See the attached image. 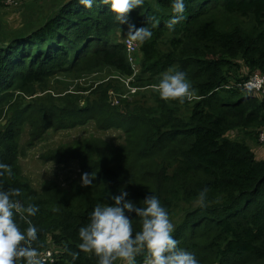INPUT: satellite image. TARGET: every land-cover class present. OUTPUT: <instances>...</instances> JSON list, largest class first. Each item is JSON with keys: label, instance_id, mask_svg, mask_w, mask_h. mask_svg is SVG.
Listing matches in <instances>:
<instances>
[{"label": "trees", "instance_id": "obj_1", "mask_svg": "<svg viewBox=\"0 0 264 264\" xmlns=\"http://www.w3.org/2000/svg\"><path fill=\"white\" fill-rule=\"evenodd\" d=\"M3 1L0 163L9 166L10 175L0 176V187L19 188L16 199L38 206L30 217L38 229L31 247L38 254L53 252V261L41 264H97L96 256L79 251L78 230L94 207L111 203L110 196L121 190L137 206H143L145 196L155 195L169 213L178 247L193 253L199 264H264V154L258 140L264 95L232 84L253 71L264 74V0H185V19L174 30L166 27L171 0H145L124 24L100 0L91 8L78 0H49L43 11L38 9L43 4L29 0L25 12L20 0V18L13 25L3 18ZM130 25L149 27L153 33L139 42V53H128L124 38H115L119 30L131 37ZM163 40L166 49L160 47ZM175 71L185 73L191 85V98L183 103L162 100L148 87ZM109 75L124 81L136 77L129 88L145 87L152 105L122 98L110 105L109 91L123 89L118 81L101 84ZM87 77H92L90 84L79 83ZM78 85L98 87L84 105L76 93L87 89ZM90 121L124 131L126 142L74 139L63 145L64 152L45 158L62 162L68 155L76 157L80 176L91 173L92 185L74 181L67 191L46 181L41 191L30 187L17 160L23 131L27 128L32 146L51 129ZM231 131L242 132L254 147L228 137ZM170 144L178 145L175 157L166 156ZM149 161L157 162L148 167ZM204 188L207 202L201 207ZM131 218L139 231V218ZM15 220L22 231L27 228L19 216ZM72 253H78L74 262ZM144 260L142 253L136 264Z\"/></svg>", "mask_w": 264, "mask_h": 264}, {"label": "clouds", "instance_id": "obj_2", "mask_svg": "<svg viewBox=\"0 0 264 264\" xmlns=\"http://www.w3.org/2000/svg\"><path fill=\"white\" fill-rule=\"evenodd\" d=\"M78 2L85 8H91L97 0ZM100 2L108 6L116 21L124 24L129 12L141 8L145 0ZM184 12L185 0H171V17L166 27L174 30L175 26L185 19ZM128 34L131 35L128 38L140 43L150 40L153 35L149 27L134 28L132 25L129 26ZM123 38L125 42L127 38ZM136 52L139 53L138 44ZM241 82L235 81L232 84L243 89L238 86ZM156 89L160 99L165 101L176 100L183 103L192 95L191 85L185 73L180 71L163 74ZM5 174L10 175V168L7 164L0 163V176ZM93 180L91 173H84L80 178L81 186L89 187ZM207 191V188H204L199 193L198 204L201 207L206 206ZM20 195L19 188L0 187V264H17L20 259L24 264H41L37 250L31 247L37 240L38 229L30 217L35 216L39 208L34 204L23 205L16 199ZM127 196L128 193L121 190L118 195L110 196L111 203L94 207L89 214L88 223L78 230L80 252L96 256L97 264H116L117 261L119 264H136V257L142 253L145 255L144 264H199L193 253L178 247V241L172 235L174 225L169 213L155 195L151 193L145 196L142 200L143 206H137L127 199ZM132 214L139 218V231L133 228ZM16 216L28 225L25 230L22 231L18 226ZM71 255L74 262L78 253Z\"/></svg>", "mask_w": 264, "mask_h": 264}, {"label": "rangeland", "instance_id": "obj_3", "mask_svg": "<svg viewBox=\"0 0 264 264\" xmlns=\"http://www.w3.org/2000/svg\"><path fill=\"white\" fill-rule=\"evenodd\" d=\"M20 0H12L7 1L4 0L3 4L6 6L5 13L3 15V18L6 19L7 25H13V20L15 18H20ZM29 0H23L25 2V5L23 7V10L21 12H25L28 7H26V4H28ZM46 3V4H45ZM45 3L41 2L40 0H37L33 4L41 5L38 6L39 10H45L47 7L49 8L50 2L47 0ZM31 4V3H30ZM29 6V5H28ZM36 6V5H35ZM17 9V10H16ZM29 10V9H28ZM22 15V14H21ZM19 24V22H14V25L16 26ZM123 31L119 30L115 38L122 39L123 38ZM125 36V35H124ZM137 41L138 48H139V41ZM133 47V45H132ZM161 49L167 47L166 41L163 40L161 45ZM166 49V48H165ZM133 50V49H131ZM139 57V55H138ZM137 57V60H138ZM129 62H134V59H131L128 56ZM139 68L138 65L135 67V73L138 72ZM93 77V76H92ZM92 77H87L85 80H80V84L82 85H88L90 82H92ZM134 77L133 79L127 78L126 81H124V78L119 75H109L106 76L105 79L101 81V84L111 83L116 84L117 81L120 82L119 87H121L123 90L122 92H117L115 90L109 91V102L110 105L116 106L120 104V99H127L129 101H138L141 105H152L153 99L147 98V95L149 94L148 90L145 87H137L135 88H129L130 84H132L135 81ZM156 85L148 86L149 88H153L156 91H153L154 93L158 94V91L156 89ZM81 89H87V91H77V95L80 97H83V102H81L82 105L84 103H88L87 101L92 99L91 98V90H95L96 86H81ZM112 95V96H111ZM115 97V99H113ZM85 101V102H84ZM87 123V122H86ZM85 125L75 126L72 128H63L58 130H49L47 131L42 138L35 139L33 143H35L32 146L28 145V141L30 139V135L28 136L27 128L23 131V133L20 136L19 141V155H18V163L20 166V169L22 170V175H24L28 181L30 187L35 189L36 191H41V185L43 182L46 181H55L58 186L61 189L70 190V186L72 185V182L76 181L79 184L80 182V165L76 157H70L69 155L65 157L64 161L62 162H56L53 159H46L45 157L50 154L53 151H58L59 154L64 152L63 145H66L73 141L74 139H83V138H99L101 140L107 141L109 143H112L114 145L121 144L126 142V140H123V137L126 138V134H123V132L112 128H102L97 127V124L94 121H90ZM135 128H138L137 134L140 132L139 124L135 126ZM125 133V132H124ZM124 135V136H123ZM228 137L232 139L237 140H245L246 143L254 147L253 141L249 140V138H244L242 132L237 131H231L227 134ZM177 144H170L166 150V156H174L175 157V148H177ZM68 148V147H67ZM157 161H149L148 163H145V165H148V167L155 164ZM137 170H139V167L136 165H133Z\"/></svg>", "mask_w": 264, "mask_h": 264}, {"label": "built area", "instance_id": "obj_4", "mask_svg": "<svg viewBox=\"0 0 264 264\" xmlns=\"http://www.w3.org/2000/svg\"><path fill=\"white\" fill-rule=\"evenodd\" d=\"M7 1L9 2L12 0ZM125 46L128 53L136 52L137 44L133 38H127L125 40ZM238 86H241L249 93L264 95V74L259 71H254L243 82L239 83ZM258 140L259 143L263 145L262 148L264 154V127L258 131ZM38 258L41 262H52L53 252L51 249H46L44 252L38 254Z\"/></svg>", "mask_w": 264, "mask_h": 264}, {"label": "crops", "instance_id": "obj_5", "mask_svg": "<svg viewBox=\"0 0 264 264\" xmlns=\"http://www.w3.org/2000/svg\"><path fill=\"white\" fill-rule=\"evenodd\" d=\"M255 150V149H254ZM257 153H259V151L258 150H255Z\"/></svg>", "mask_w": 264, "mask_h": 264}]
</instances>
